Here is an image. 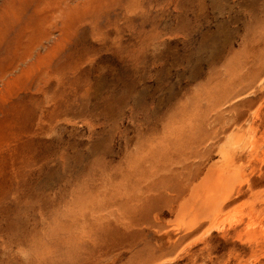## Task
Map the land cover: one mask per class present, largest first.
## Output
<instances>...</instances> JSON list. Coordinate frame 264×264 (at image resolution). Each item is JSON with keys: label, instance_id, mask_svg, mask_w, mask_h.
<instances>
[{"label": "rangeland", "instance_id": "rangeland-1", "mask_svg": "<svg viewBox=\"0 0 264 264\" xmlns=\"http://www.w3.org/2000/svg\"><path fill=\"white\" fill-rule=\"evenodd\" d=\"M78 2L0 0V264H264V0Z\"/></svg>", "mask_w": 264, "mask_h": 264}, {"label": "bare ground", "instance_id": "bare-ground-1", "mask_svg": "<svg viewBox=\"0 0 264 264\" xmlns=\"http://www.w3.org/2000/svg\"><path fill=\"white\" fill-rule=\"evenodd\" d=\"M70 2H78V0H37L36 8H37V14L39 15V21L43 22L47 17H52L50 14L53 12H57L60 15H71L73 5ZM75 4V5H76ZM49 29H51L52 26L47 25ZM54 27H57V25H54ZM27 57L31 59V52L27 54ZM37 57H40V54L37 53ZM264 75V72H263ZM261 178L264 180V166L261 168ZM193 230L192 229H186L181 236H188L189 234H192ZM234 233H231L229 235V239L232 242V246L230 247V251L234 252L235 254L241 255L247 248L244 246V243H235L234 240ZM216 238V237H215ZM230 241L226 239H222V242L224 244L230 243ZM222 244V243H220ZM227 245V244H226ZM249 245V244H248ZM251 248V246L249 245Z\"/></svg>", "mask_w": 264, "mask_h": 264}]
</instances>
